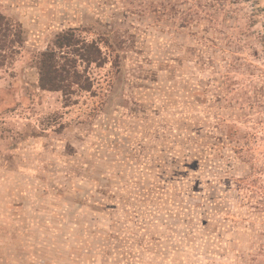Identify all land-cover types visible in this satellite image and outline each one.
<instances>
[{
    "label": "rangeland",
    "instance_id": "374dc122",
    "mask_svg": "<svg viewBox=\"0 0 264 264\" xmlns=\"http://www.w3.org/2000/svg\"><path fill=\"white\" fill-rule=\"evenodd\" d=\"M0 264H264V0H0ZM105 56L65 104L34 61Z\"/></svg>",
    "mask_w": 264,
    "mask_h": 264
},
{
    "label": "trees",
    "instance_id": "16d2710c",
    "mask_svg": "<svg viewBox=\"0 0 264 264\" xmlns=\"http://www.w3.org/2000/svg\"><path fill=\"white\" fill-rule=\"evenodd\" d=\"M23 43L20 25L0 13V68L11 57L16 45ZM11 52V53H10ZM105 56L97 41H88L76 29L57 33L34 61L38 87L43 91L60 92L65 104L77 93L89 92L93 82L87 69L101 67Z\"/></svg>",
    "mask_w": 264,
    "mask_h": 264
}]
</instances>
